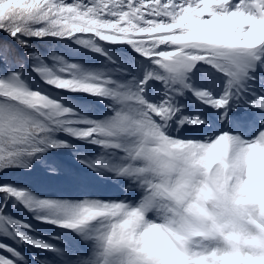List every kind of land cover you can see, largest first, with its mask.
Here are the masks:
<instances>
[{
  "label": "snow or ice",
  "instance_id": "obj_1",
  "mask_svg": "<svg viewBox=\"0 0 264 264\" xmlns=\"http://www.w3.org/2000/svg\"><path fill=\"white\" fill-rule=\"evenodd\" d=\"M0 264H264V0H0Z\"/></svg>",
  "mask_w": 264,
  "mask_h": 264
},
{
  "label": "trees",
  "instance_id": "obj_2",
  "mask_svg": "<svg viewBox=\"0 0 264 264\" xmlns=\"http://www.w3.org/2000/svg\"><path fill=\"white\" fill-rule=\"evenodd\" d=\"M124 47H126V46H124ZM38 48L44 55H50L51 54L49 45H38ZM57 54L59 55L62 53L57 52ZM12 178L13 177H5V179H12ZM32 186H33L34 190L42 196L75 198V197H78L81 195L80 190L71 189V188L65 187L63 185H60L56 182L48 181V180L44 179L42 173H39V172L35 174V177L32 180ZM91 191L95 192L98 195H109L112 190L106 189V188H99V189H93ZM9 211L14 216L21 218V219L27 221L28 223L34 224L36 226V228L39 229V233H40L41 237H43V238H46V239L50 238L55 233L61 231V230L56 229L52 226L40 224L39 222L35 221L31 217L30 213H27L24 210L10 209ZM8 242L11 243V241H8ZM21 251L24 253V255L29 260L32 259L34 249H32L31 247H25V248H22ZM45 255H50V254H45Z\"/></svg>",
  "mask_w": 264,
  "mask_h": 264
}]
</instances>
